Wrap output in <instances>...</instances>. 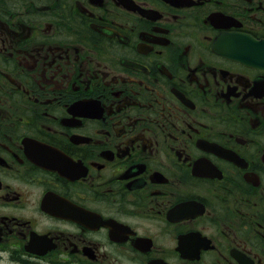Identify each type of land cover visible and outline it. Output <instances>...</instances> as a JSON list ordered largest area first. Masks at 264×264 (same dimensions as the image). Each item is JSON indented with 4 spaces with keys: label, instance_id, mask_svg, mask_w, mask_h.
<instances>
[{
    "label": "flooded vegetation",
    "instance_id": "1",
    "mask_svg": "<svg viewBox=\"0 0 264 264\" xmlns=\"http://www.w3.org/2000/svg\"><path fill=\"white\" fill-rule=\"evenodd\" d=\"M0 264H264V0H0Z\"/></svg>",
    "mask_w": 264,
    "mask_h": 264
}]
</instances>
